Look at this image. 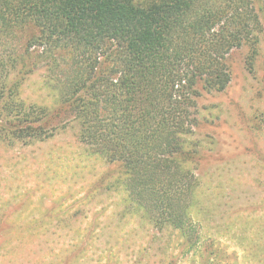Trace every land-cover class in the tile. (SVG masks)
<instances>
[{
    "label": "trees",
    "instance_id": "trees-1",
    "mask_svg": "<svg viewBox=\"0 0 264 264\" xmlns=\"http://www.w3.org/2000/svg\"><path fill=\"white\" fill-rule=\"evenodd\" d=\"M263 37L264 0H0V137L9 144L45 140L56 129L50 113L64 109L89 153L118 164L107 190L123 196L120 221L135 218L157 241L159 264H178L187 253L196 256L191 264H236L225 237L243 250L247 264H264V217L242 216L255 205L240 204L234 218L211 222L184 158L200 153L194 130L202 93L227 88L232 50L247 48L252 67ZM40 68L56 94L53 108L18 98L23 80ZM241 127L249 133L243 121ZM54 210L7 221L0 256L7 248L28 264L23 240L30 232L40 240L56 227L64 231L57 234L62 243L51 248L55 260L41 252L42 264H127L113 255L110 240L103 248L96 244L104 234L98 218L83 225L51 215ZM121 230L117 246L127 234ZM132 264H144L143 258Z\"/></svg>",
    "mask_w": 264,
    "mask_h": 264
},
{
    "label": "rangeland",
    "instance_id": "rangeland-1",
    "mask_svg": "<svg viewBox=\"0 0 264 264\" xmlns=\"http://www.w3.org/2000/svg\"><path fill=\"white\" fill-rule=\"evenodd\" d=\"M247 52V48L242 47L227 56L231 80L226 89L202 93L201 118L194 130V138L201 142L200 153L184 154V158L191 160L189 168L198 177L196 196L200 210L203 212L207 206L211 209L206 215L212 218L211 222L223 217L234 218L232 210L240 204L256 207L242 216L264 217L261 161L264 160V43L252 67L247 61ZM44 74L40 68L23 80L18 98L26 104L53 108L56 94L46 85ZM1 106L0 102V117ZM58 110L52 111L48 119V124L56 128L55 134L45 140L27 143L18 140L9 144L0 137V211L4 210L2 203L8 205L12 221L37 219L51 209H55L51 215L83 221V225L98 218L104 227V234L96 241L98 246H106L107 239L114 244L113 255L123 258L127 264L138 257L143 258L144 264H159L162 254L157 241L138 229L135 218L120 221L123 196L107 190L106 184L114 177L118 164L90 154L77 138L75 120L64 109ZM241 121L248 125L249 133L242 129ZM202 216L205 215L202 213ZM122 227L127 234L124 241H120L123 244L120 248L117 229ZM59 233L64 231L56 227L44 230L39 240L36 238L41 234L30 232L23 240V248L28 250V264H42V251L47 260H55L51 248L62 243H59L63 238L57 235ZM119 238H122L120 234ZM222 244L229 252L237 253L236 264H247L246 254L234 240L225 237ZM141 246L148 248L143 250ZM93 251L92 256L97 257L99 250H96L98 253ZM139 253L142 256H138ZM14 255L11 251L4 252L0 264L25 263L23 259H13ZM191 262H196V256L187 253L178 264Z\"/></svg>",
    "mask_w": 264,
    "mask_h": 264
},
{
    "label": "crops",
    "instance_id": "crops-1",
    "mask_svg": "<svg viewBox=\"0 0 264 264\" xmlns=\"http://www.w3.org/2000/svg\"><path fill=\"white\" fill-rule=\"evenodd\" d=\"M7 206L8 205H6L5 203L3 204H1V207H3L4 208V210H1L0 211V239H6L7 238V221L9 222V223H11L12 222V214H10V213H8V210H7ZM10 208V207H9ZM9 211H11V209L9 210ZM12 212V211H11ZM10 227H8V229H9ZM7 251V248H4L3 250H1V254L2 253H4V252H6Z\"/></svg>",
    "mask_w": 264,
    "mask_h": 264
}]
</instances>
